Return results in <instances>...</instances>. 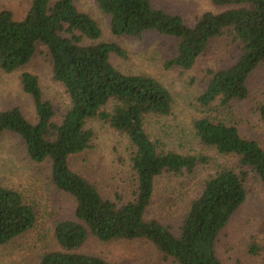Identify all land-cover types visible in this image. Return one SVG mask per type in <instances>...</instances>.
Instances as JSON below:
<instances>
[{
    "label": "trees",
    "instance_id": "16d2710c",
    "mask_svg": "<svg viewBox=\"0 0 264 264\" xmlns=\"http://www.w3.org/2000/svg\"><path fill=\"white\" fill-rule=\"evenodd\" d=\"M210 1L224 10L205 12L188 26L153 0H95L116 38H141L150 32L173 38L176 51L166 68L190 70L213 41L230 38L236 50L234 62L206 71L208 83L197 98L203 108L215 102L227 108L248 98L250 76L264 67V0ZM101 36L96 21L78 10L73 0H31L21 20H14L8 10L0 11V70L18 71L42 45L51 60L53 80L69 100L58 117L52 103L44 100L38 78L23 72L19 85L32 100L35 121H27L18 108L0 110V138L10 132L21 139L31 162L48 161L50 183L75 201V220L58 221L53 228L60 251L45 253L38 264H108L76 253L89 235L102 242L147 241L175 264H222L215 251L217 237L244 203L249 173L264 188V151L224 121L208 117L193 121L195 139L221 156H235L240 171L217 170L204 181L181 218L178 235L148 219L156 177L191 175L208 165L210 158L165 149L150 139L145 122L151 116L171 114V94L154 78L125 74L114 67L110 56L126 60L127 53L116 43L99 42ZM256 110L264 123V100ZM94 118L124 135L133 149L130 164L136 191L128 202L104 199L69 167L70 157L92 147L93 132L86 123ZM35 222L34 207L17 191L0 185V247L29 231ZM257 251L253 244L251 252Z\"/></svg>",
    "mask_w": 264,
    "mask_h": 264
},
{
    "label": "rangeland",
    "instance_id": "374dc122",
    "mask_svg": "<svg viewBox=\"0 0 264 264\" xmlns=\"http://www.w3.org/2000/svg\"><path fill=\"white\" fill-rule=\"evenodd\" d=\"M153 1L166 12L179 15L188 26L205 12L224 10L213 6L210 0ZM73 2L98 24L102 33L99 42L116 43L126 51V60L110 56L114 67L125 74L154 78L171 94V114L151 116L145 122L150 139L165 149L210 158L208 165L198 167L191 175L164 173L155 178L146 217L159 221L178 235L181 218L201 192L204 181L217 170L240 171L235 156H221L195 139L193 121L204 117L224 121L235 126L243 138L257 142L264 151V123L256 110L264 100V67L250 76L246 100L233 102L227 108H221L218 102L203 108L197 98L207 86L206 71L225 68L234 62L236 50L230 38L213 41L190 70L166 68V61L176 51L173 38L152 32L141 38H116L110 34L109 19L98 9L95 0ZM30 3L31 0H0V11L8 10L14 20H21ZM23 72L38 78L44 100L51 102L57 116L61 117L69 100L63 87L53 80L51 60L42 45L36 47L32 59L18 71L5 74L0 70V110L18 108L27 121H35L32 100L19 85ZM86 128L93 132L92 147L70 157V169L93 184L104 199L123 203L132 200L136 181L130 164L133 149L128 139L97 118L88 120ZM49 175L48 161L31 162L21 139L10 132L3 133L0 138V185L17 191L26 204L34 207L36 222L29 231L0 247V264H38L45 253L60 251L53 228L58 221L75 220V201L57 190L50 183ZM244 188V203L217 237L215 251L222 264L264 263V188L253 173L245 178ZM253 244L258 247L256 253L251 252ZM76 253L99 257L108 264H175L144 240L102 242L89 235Z\"/></svg>",
    "mask_w": 264,
    "mask_h": 264
}]
</instances>
